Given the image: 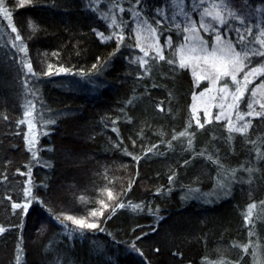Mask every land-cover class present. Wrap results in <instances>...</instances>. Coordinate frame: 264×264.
<instances>
[{"label": "trees", "instance_id": "trees-1", "mask_svg": "<svg viewBox=\"0 0 264 264\" xmlns=\"http://www.w3.org/2000/svg\"><path fill=\"white\" fill-rule=\"evenodd\" d=\"M108 2L124 9L118 35L91 0H3L14 37H0V264H17L18 247L20 264H264V115L244 134L215 118L197 123L192 97L206 82L179 67L182 29L147 18L168 43L163 60L142 55L131 34L136 12L165 0ZM230 4L244 19L233 23L252 28L245 44L260 48L253 8ZM262 81L247 84L236 110ZM28 96L41 133L33 149L20 123ZM252 202L259 211L246 222ZM92 211L97 229L61 218Z\"/></svg>", "mask_w": 264, "mask_h": 264}, {"label": "rangeland", "instance_id": "rangeland-1", "mask_svg": "<svg viewBox=\"0 0 264 264\" xmlns=\"http://www.w3.org/2000/svg\"><path fill=\"white\" fill-rule=\"evenodd\" d=\"M247 1L249 5L247 4L246 5L248 7L251 6L249 0ZM91 2L92 3H90V5L92 7L98 8L99 6L101 11V16L105 18L108 26L111 27L112 32H114L113 34L118 35L119 32L121 31V27L112 25V17L115 16L116 24L119 25L118 16L120 15L121 8L117 7L115 9L111 7L108 0H91ZM165 2L166 4H161L159 8L157 7L152 8V10L146 8V9H142L141 11H138L131 19L132 21V23L130 24L131 34L141 54L143 55L149 52L158 53L161 52L164 47L168 46L166 40L165 42L162 43L159 42V34L156 31L154 33L151 31V29L154 28L150 24V21L147 19L148 17L151 18L150 16H152V19L154 18L156 22L165 23L169 28L173 27L176 28V30L183 29L185 26H187L189 24V19L191 21H195L196 27L199 32V36H201L203 40L206 41L205 48L207 52H200V51L192 52L190 50L193 47V44L191 43L190 40L185 39V37H189L192 35V33L190 32L183 31L180 40H178V42L174 45V51L176 53L178 60L181 61V58L183 57L186 63V67L189 68V70H191V73L195 78V80L200 81L203 79L206 82L203 88L198 89L194 93L193 97L195 96V100L192 97L191 109L195 121L205 122L212 118L216 119V116L221 112H224L227 118H225V116H221L220 120H222L227 125H230L231 127L233 126L239 127L242 126L245 123V121H250L251 116H248L246 114L249 111H255L258 103H253V109H249L248 104L255 100H259L261 98L259 94V90L256 97H253L251 95V90L254 88H258V85H260L264 81L252 87V89L249 92L248 101L245 102V106H243L244 109L241 110L242 112H239L238 110H236V107L239 104V101H241L240 99L241 93L236 91L237 84H235L231 80V77L221 76L218 80L214 79L217 73L212 68V58L209 57L207 61L204 59V57L207 56V53H210L214 47H219V46L217 45L216 42V32L212 31L211 29L205 31L204 29L199 28L200 12H202L204 8H210L213 2L219 3V0H205V3L196 6L195 10L193 9H194V5L197 4V0H183L182 5L179 4L174 5L172 3V0H165ZM181 7L183 8L184 12L188 13L187 17H185L182 14H178L181 11ZM231 7L232 10L236 12V8H234V5ZM251 7L253 8V11L256 13L255 15L257 18L253 17V24L256 27L255 32H257L258 33L257 36H259L261 29H264V25H262L261 22V19L264 18V14L262 13V9H264V5L262 6L263 8L259 4H256L255 8L253 6ZM257 8H259L260 11H255V9ZM248 9L251 8L249 7ZM145 10H147V12ZM161 10H163L162 15L160 14ZM150 11H152V13ZM225 16L228 19V23L224 27H221L218 24H216L214 21H211L210 18L206 17L205 20L206 22H210L213 24V26L222 35L224 41H231L239 51L241 50V48L244 47V45H240V44L237 45L236 41H239L242 33L244 31L247 32L246 29L251 28V26L243 25L244 26L243 27L234 24L233 21L231 20V17L227 16V11H225ZM237 17L238 19L243 18L239 14L237 15ZM129 19L130 18H128V20ZM9 22H10L9 16L5 15L3 12H0V37L2 40L13 42L14 35L9 32V29L7 27ZM177 24L180 25L179 28L176 27ZM236 29H239V32H237ZM246 45L248 48L250 49L252 48L251 45L248 44ZM141 49H143V51ZM216 55L220 56L221 53L217 51ZM245 72H248V69L245 68L244 72H241L237 75V80L240 81L239 87L241 88V92H244L245 90L244 80H243ZM256 76L257 75H250L249 80L251 79L252 81ZM225 83H227L228 87L224 92H221L220 89L223 88ZM201 93H203L202 96ZM234 97H238V99ZM221 104L224 105L223 108L219 107V105ZM228 105H232L233 107L229 108ZM24 106L25 107L23 113V120L25 121V123L23 124L25 129L24 131L25 143L28 147L33 149L34 147L37 146L39 137L41 135L39 123L37 121V116L34 113V107H35L34 98L28 96L25 100ZM26 113H31V115H26ZM238 115H243L244 120H238L237 118ZM253 115H255V112L253 113ZM229 120L231 121V123H229ZM30 124L31 127L29 126ZM253 203L255 202H252L251 204ZM258 211L259 209L258 210L257 208L254 209L252 216L255 215L257 216ZM70 216L76 217L78 219L84 218L88 222H93L92 216L90 215H85L83 217L78 215H70ZM61 218L64 219V216L61 215Z\"/></svg>", "mask_w": 264, "mask_h": 264}, {"label": "snow or ice", "instance_id": "snow-or-ice-1", "mask_svg": "<svg viewBox=\"0 0 264 264\" xmlns=\"http://www.w3.org/2000/svg\"><path fill=\"white\" fill-rule=\"evenodd\" d=\"M30 2V0H21V6H23L25 3ZM246 2V0H245ZM172 3L174 5H182L183 0H172ZM205 3V0H197V4L194 5V9L195 7L198 6L199 4H203ZM120 11H124V9H120ZM225 11H227V16L228 17H232V18H238L237 17V13L235 11L232 10L231 4H230V0H219V3H215L213 2L210 8H204L202 12H200V21H199V28L204 29L205 31L208 30H212L214 32H216V42L217 45L219 47H214L212 49V51L210 53H207V56L204 57V59L207 61V59L209 57L212 58V68L214 69V71L217 73V75L215 76L214 79L218 80L221 76H225V77H231V80L237 84V92H240L241 95H243V92H241V88L239 87L240 85V81L237 80V75L241 72H244V69L246 67H248V65L251 63V61L253 60V58L255 57H264V29H261L259 36L257 37V40L260 44V48L259 49H250L247 47V45L245 44L244 41V37L243 35H241L239 43L241 45H244L243 48H241V50H237L236 46L231 42V41H224L222 35L219 33V31L213 26L212 23L210 22H206L205 18H210L211 21H214L216 24H218L221 27H224L225 25H227L228 23V19L225 16ZM256 11H260L259 8L256 9ZM0 12H3L5 15L9 16L11 15L10 12L7 11L3 0H0ZM160 14H163V10L160 11ZM178 14H182L185 17L188 16V13L183 11V8L181 7V11ZM175 18V17H173ZM240 23L243 24L244 23V19L240 18ZM112 25L113 26H119L116 24V18L115 16L112 17ZM29 27H32V25L30 24ZM177 28L180 27L179 24L176 25ZM12 31L13 32H17V29L13 26L12 27ZM151 31L154 33L155 29H151ZM182 31L184 32H190L192 33L191 36L189 37H185L186 40H190L191 43L193 44V47L190 49L192 52H207L206 48H205V44L206 41L203 40V38L201 36H199V32L198 29L196 27V22L195 21H191L189 19V24L187 26H185ZM237 32H239V29H236ZM246 31L248 32L249 35H252V29L248 28L246 29ZM102 35V34H101ZM109 39L111 37H108ZM120 39L122 40L123 37L121 36ZM15 40L16 41H22V37L19 35V33H17V35L15 36ZM183 48V46H182ZM19 51L21 52H26V47L23 46L21 44V46H19L18 48ZM143 51V49H141ZM217 51H219L221 53L220 56H217L216 53ZM145 55H147V53H145ZM159 58L161 60L164 59V56L162 54H160L158 52ZM169 63H173V61H168ZM145 63V61L141 60V64ZM27 67L28 72H32V68H31V64H26L25 65ZM95 67V66H94ZM180 68H184L186 67V63L183 59V57L181 58L180 64H179ZM62 71H66L64 69H61ZM195 75V73H194ZM250 75H259V76H264V63H262L259 67H252L250 68V70L248 72L244 73V89L247 90V84L251 83V80H249V76ZM208 78V77H205ZM228 85L227 83L224 84L223 88L220 89L221 92H224L227 89ZM258 90H259V94H260V99L259 100H255L253 102H250L248 104V108L249 109H253V103H258L260 106V109L262 111L260 112H255L256 116H262L264 115V82H262L260 85H258V88H254L251 90V95L253 97H256L258 94ZM203 95V93H201V96ZM236 99H238V97H234ZM193 99L195 100V96L193 97ZM219 107L223 108L224 105L221 104L219 105ZM229 108L233 107L232 105H228ZM207 114V113H206ZM26 115H31V113H26ZM246 115L248 116H252L253 115V111H249ZM221 116H225V118H227L226 114L224 112H221L220 114H218L216 116L217 120L221 119ZM238 120H244V116L243 115H238ZM21 124L25 123L24 120L20 121ZM197 123H199V121H197ZM229 123H231V121L229 120ZM250 121H245V123L242 126L236 127H230L229 131L230 132H238L241 134H244L247 132L248 127L250 126ZM31 127V124L29 125ZM191 126V125H189ZM201 127H203V125H200ZM187 135L186 132H181L179 133L180 137H183ZM178 137L174 136L173 139H177ZM231 138V137H230ZM27 140V137H26ZM189 146H191V140H189ZM258 155L260 156V158H264V153H258ZM134 159H138L136 157H134ZM249 171H251V169H249ZM234 175V173H233ZM171 180V177H170ZM26 195H31V190L30 189H26ZM108 198L111 200L113 199L112 193L109 191L108 192ZM33 199H35V197H33ZM83 199V198H81ZM30 203V201H29ZM101 204H104L103 201H100ZM262 204H264V202H261ZM14 208H23V212L27 213L28 210V206L27 204L25 205H19V204H14L13 205ZM104 207L107 208L108 205L104 204ZM116 207L118 208H123L125 207V205L123 203H119L116 205ZM129 207H131L133 210H136L138 208H140V205H129ZM257 208V205L255 203L250 204L248 206V210H247V214L245 216V221L248 222L250 220V218L253 215V210ZM113 212H115V208H113ZM98 215V213L96 211H92L90 213V216L92 217H96ZM99 215H103V211H101L99 213ZM64 220H68L71 221L72 224L77 225L79 229L84 230V229H97L99 227V225L97 223H92V222H88L86 219L84 218H76L73 216H65ZM61 223H63V221H61ZM101 231H103V229H100ZM4 231V229L0 228V232ZM249 235H253V233H249ZM139 239V237H138ZM133 247H135V245H133ZM139 251V250H137ZM245 251H247V246H245ZM18 255H17V264H20V260H21V256H22V249L18 247L17 249ZM142 255V253H141Z\"/></svg>", "mask_w": 264, "mask_h": 264}]
</instances>
